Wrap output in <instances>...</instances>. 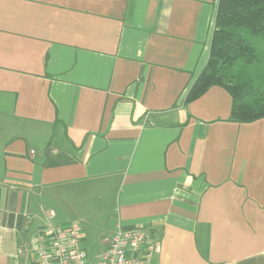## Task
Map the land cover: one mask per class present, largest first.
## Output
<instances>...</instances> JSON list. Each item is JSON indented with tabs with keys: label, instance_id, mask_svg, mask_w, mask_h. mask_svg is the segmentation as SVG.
Returning <instances> with one entry per match:
<instances>
[{
	"label": "crops",
	"instance_id": "1",
	"mask_svg": "<svg viewBox=\"0 0 264 264\" xmlns=\"http://www.w3.org/2000/svg\"><path fill=\"white\" fill-rule=\"evenodd\" d=\"M218 4L0 0V264L69 219L91 260L143 228L150 264H264V119L216 86L185 104Z\"/></svg>",
	"mask_w": 264,
	"mask_h": 264
},
{
	"label": "trees",
	"instance_id": "2",
	"mask_svg": "<svg viewBox=\"0 0 264 264\" xmlns=\"http://www.w3.org/2000/svg\"><path fill=\"white\" fill-rule=\"evenodd\" d=\"M262 45L264 0H219L209 58L190 87L185 104L216 86L231 96V120L251 123L264 119V73L255 78L245 74L248 67L264 62Z\"/></svg>",
	"mask_w": 264,
	"mask_h": 264
},
{
	"label": "built area",
	"instance_id": "3",
	"mask_svg": "<svg viewBox=\"0 0 264 264\" xmlns=\"http://www.w3.org/2000/svg\"><path fill=\"white\" fill-rule=\"evenodd\" d=\"M53 217L50 211L48 219ZM149 234L143 228H118L104 240L106 248L91 260L80 247L82 228L77 222L46 224L29 239L28 252L35 264H150L157 244Z\"/></svg>",
	"mask_w": 264,
	"mask_h": 264
},
{
	"label": "rangeland",
	"instance_id": "4",
	"mask_svg": "<svg viewBox=\"0 0 264 264\" xmlns=\"http://www.w3.org/2000/svg\"><path fill=\"white\" fill-rule=\"evenodd\" d=\"M260 47H262L261 50L263 51V52L262 51L260 52V56H264V46L262 45ZM263 63L264 62H261L260 65H258V67L256 65H252V66L248 67L245 70V74L247 76H249L250 78H255L258 74H263L264 73V70H263L264 69V64ZM71 220L73 221V219H69V220H54V222L57 223V224H62V226H66L69 223H71ZM75 222H77L79 225H81L79 221H75ZM81 227H82V225H81ZM86 233H87V231H86ZM82 234H83V230H82ZM92 235L93 234L88 235V237L86 239V240H88L86 242H87V244L89 246L93 244L90 241H94L95 240V239L91 238Z\"/></svg>",
	"mask_w": 264,
	"mask_h": 264
}]
</instances>
